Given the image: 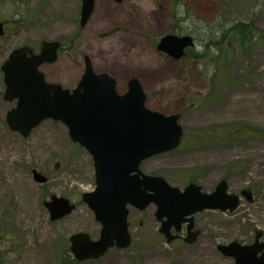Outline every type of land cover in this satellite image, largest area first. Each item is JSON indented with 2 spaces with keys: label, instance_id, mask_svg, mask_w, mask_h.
I'll return each instance as SVG.
<instances>
[{
  "label": "rangeland",
  "instance_id": "374dc122",
  "mask_svg": "<svg viewBox=\"0 0 264 264\" xmlns=\"http://www.w3.org/2000/svg\"><path fill=\"white\" fill-rule=\"evenodd\" d=\"M81 5L82 0H0V21L8 25L0 39V264H61L71 236L86 232L97 239L101 230L82 200L96 188L92 157L72 142L67 128L46 121L25 139L6 125L15 103L4 100L1 68L12 51L29 46L38 52L44 41L62 46L57 62L41 69L48 82L74 88L89 57L96 73L116 79L120 92L136 77L149 109L181 114L183 144L144 162V172L182 189L196 182L207 192L225 179L231 193L253 197H242L234 213L196 215L202 235L194 245L168 244L154 206L145 212L130 207L129 249H112L97 261L65 255L66 264H236L218 245L249 244L264 232V36L256 41L264 32V0H100L85 29ZM220 22L252 23L260 31L246 50L225 47L232 67L222 65L224 58L211 63V56L175 61L156 49L161 37L175 34L195 38L192 53L207 51L208 28ZM248 126L255 130L248 139L221 136ZM32 170L49 178L47 184H37ZM53 196L70 200L77 210L50 221L44 202Z\"/></svg>",
  "mask_w": 264,
  "mask_h": 264
},
{
  "label": "water",
  "instance_id": "95a60500",
  "mask_svg": "<svg viewBox=\"0 0 264 264\" xmlns=\"http://www.w3.org/2000/svg\"><path fill=\"white\" fill-rule=\"evenodd\" d=\"M96 0H83L81 26L84 28L93 14ZM121 2L122 0H115ZM3 24L0 23V36ZM194 46L190 36L164 37L158 49L180 60L185 50ZM58 42H43L40 53L31 48L14 50L5 61L2 72L6 102L16 106L6 116L9 129L28 138L45 121L62 123L71 140L80 144L93 157L96 189L83 195V201L102 225L100 238L92 240L87 233L70 238L71 252L79 262L98 260L114 247L125 250L131 246L128 218L132 206L145 211L155 205L160 233L170 243L176 238L172 229L182 230L188 225L193 244L199 233L193 234L194 215L207 210L234 212L240 197L229 194L223 180L210 194L201 186L190 184L182 191L172 187L163 177L145 174L141 164L157 155L177 149L183 141L180 115H164L146 107L147 95L137 78L130 79L128 89L119 94L117 82L107 73L96 74L86 57V71L79 86L72 92L61 85L49 84L40 71L58 60ZM34 180L43 185L48 178L33 171ZM52 222L71 215L76 206L71 201L53 196L44 204ZM243 245L232 242L218 250L236 264H264V243Z\"/></svg>",
  "mask_w": 264,
  "mask_h": 264
},
{
  "label": "trees",
  "instance_id": "16d2710c",
  "mask_svg": "<svg viewBox=\"0 0 264 264\" xmlns=\"http://www.w3.org/2000/svg\"><path fill=\"white\" fill-rule=\"evenodd\" d=\"M184 21V20H183ZM209 31L207 32V40H205V49L207 51L199 52V53H191L193 58L197 60H207L210 57V62H216V60H224L222 61V65L224 67H232L233 59L232 56L228 53L229 50H226L227 45H236L239 48L246 50L247 45L249 43H254V34L258 31L254 24H246V23H222L220 24H212L209 26ZM264 36V32L259 33V38L256 39L257 43H262ZM211 49V51H209ZM206 58V59H205ZM255 132L253 128L250 126L241 129H233L225 133H222L223 137H231V138H239L240 139H248ZM70 251L67 249L64 253H62L61 264H66L67 260L65 259V255L70 256ZM72 259V258H71Z\"/></svg>",
  "mask_w": 264,
  "mask_h": 264
},
{
  "label": "flooded vegetation",
  "instance_id": "af4514ba",
  "mask_svg": "<svg viewBox=\"0 0 264 264\" xmlns=\"http://www.w3.org/2000/svg\"><path fill=\"white\" fill-rule=\"evenodd\" d=\"M99 1H100V0L96 1V4H97V2H99ZM103 1H104V0H103ZM106 2H113V3H116V4H121V3L123 2V0H122L121 2H117V1H115V0H109V1H106ZM96 4H95V8H94V10H93V14H92V16L90 17L89 21L91 20V18H92L93 15H94V12H95V9H96ZM80 15H81V12H80ZM89 21L87 22L86 26H85L84 28H82V27H81V17H80V27H81L82 29H85V28L87 27ZM6 26H7V24H5V27H4V30H3L4 35H3V36H0V39L3 38V37L6 35V31H5ZM168 35H169V34L164 35L163 37L160 38V40H159L157 43H155V45H156V49H157V51H158L160 54H162V55H164V56H167V57H169V58H171V59H173V60H175V61H181L182 59H185V58L188 57V56H192L191 53L193 52V49L195 48L196 43H194V46H193V47H191V48H189V49L186 50V52H185V56H184L182 59H180V60H176L173 56L169 55L168 53L160 51V50L158 49V46H159L161 40H162L164 37L168 36ZM182 36H183V35H182ZM54 42H58V43H60V41H54ZM84 62H85V65H86V59H84ZM91 63H92V61H91ZM92 65H93V64H92ZM93 68H94V67H93ZM84 74H85V68H84L83 73L80 75L79 81H78V83L76 84V86H75L74 88L70 89L71 91L74 90V89H76V88L79 86V84H80V82H81V80H82ZM109 75H110V74H109ZM111 76H112V75H111ZM112 77H113V76H112ZM113 78H114V77H113ZM133 78H136V77H130V78L128 79V82H129L130 79H133ZM114 79H115V78H114ZM115 80H116V79H115ZM116 82H117V81H116ZM128 82H127V86H124V90H123L124 92L127 90ZM51 84H52V82H51ZM55 84H56V83H55ZM117 90H118L119 93H123L122 91L120 92L119 87H118V83H117ZM79 147H80V146H79ZM201 187H202V186H201ZM202 188H203V187H202ZM215 188H216V186H215L214 189L211 190L210 192H213V191L215 190ZM205 192H207V191H205ZM242 197L248 198L249 201H253V197H252V195H249V193L246 192V191H244V192L241 193V198H242ZM201 214H202V213H201ZM201 214H197V216H199V215H201ZM197 216H195V229H194V233L199 232V235H198V238H197V241H198V240L200 239L201 235H202V230L200 229V227H198V223H197V222H198V221H197L198 218H197ZM187 236H188V226L185 225V226L183 227L182 231H181L180 234H179V238H178L177 240H175L174 242H182V243H185L183 239L186 238ZM257 238H258V240H259L258 243H259V244H263V243H264V232H263V231H260V232L254 237V240H253L251 243L257 241V240H256Z\"/></svg>",
  "mask_w": 264,
  "mask_h": 264
}]
</instances>
